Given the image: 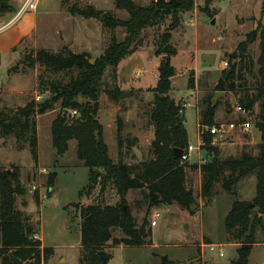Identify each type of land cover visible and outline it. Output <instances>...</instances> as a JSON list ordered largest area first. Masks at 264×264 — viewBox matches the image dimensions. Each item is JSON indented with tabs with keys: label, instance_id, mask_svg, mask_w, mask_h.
<instances>
[{
	"label": "rangeland",
	"instance_id": "374dc122",
	"mask_svg": "<svg viewBox=\"0 0 264 264\" xmlns=\"http://www.w3.org/2000/svg\"><path fill=\"white\" fill-rule=\"evenodd\" d=\"M24 0H10L12 12L0 11V110L16 111L31 101L38 103L50 97L49 84L66 85L77 76V71L52 73L39 65L29 67L26 59L39 50L59 52L63 48L73 53H86L94 61L101 56L113 40L122 41L126 34L121 27L108 29L103 26L104 16L127 20L124 10L115 7L114 0H37V9L18 15ZM135 5L148 7L156 0H131ZM169 2L170 0H164ZM193 6L178 16V24L172 27V16L156 20L134 38L130 55L122 59L117 68L108 70L102 77V87L118 88L121 96L111 100L100 93L97 99L96 118L102 126L101 138L107 146L113 163L121 160L129 166H138L152 158L151 143L154 127L150 121L162 56L156 55L160 40L169 35L167 44L175 50L170 63L175 69L169 97L181 107L180 116L188 134V144L197 143L200 113L210 97L218 95L215 122H229L238 116L236 103L253 102L249 119L252 131L247 135L236 134L223 144L214 146L220 160L239 158L242 153L257 156L260 132L256 125L264 122V81L258 75L259 43L264 35V0H192ZM76 6L86 9L92 6L101 12L99 18L85 19L72 16L69 9ZM214 24H211V22ZM255 33L256 40L246 49L252 62L250 71L242 73V80L235 82L234 91H216L229 69V59L247 34ZM237 61L235 62V64ZM91 64V63H90ZM191 82V86L189 85ZM79 102H85L79 98ZM59 104L44 115L35 116L38 143L37 163L30 152L16 149L13 136L0 138V170L12 173L17 169L19 179L26 190L18 197L16 207L30 216L35 225L36 238L42 247L52 248V254L43 264H79V258L87 256L80 246V216L78 207L120 203L116 190L109 182L102 191L100 185L89 190V172L76 157V142L70 141L62 157H57L51 145L50 128L60 113ZM71 115V112H68ZM78 116V115H75ZM120 125V131L118 128ZM118 133L123 145L118 147ZM212 155L200 147L192 152L187 164L202 165L210 162ZM186 187L194 197V215L178 205L153 208L147 215L151 237L150 245L143 247H114L109 241L103 249L106 264H235L238 258L239 240L225 230L224 218L235 199L251 201L255 196V176L243 177L231 191L222 190L215 183L211 197H202V177L199 171L187 167ZM57 174L51 194H47V176ZM34 186L35 194L30 193ZM144 190L129 191L125 207L139 226L146 215ZM25 203V206L23 205ZM157 212L156 226H151ZM262 228L255 232L254 245L248 256V264H264V215ZM234 236L236 231H233ZM113 238L123 234L114 230ZM206 244L216 246L210 252ZM223 253L219 257L218 251ZM165 260L161 262V258ZM89 264V262H86ZM99 264V263H95Z\"/></svg>",
	"mask_w": 264,
	"mask_h": 264
},
{
	"label": "trees",
	"instance_id": "16d2710c",
	"mask_svg": "<svg viewBox=\"0 0 264 264\" xmlns=\"http://www.w3.org/2000/svg\"><path fill=\"white\" fill-rule=\"evenodd\" d=\"M10 0H0L2 13L12 12L8 5ZM117 9L124 10L127 20L104 16L103 26L108 29L121 27L125 30V38L116 42L113 40L104 53L90 64L86 53H73L63 48L59 52L39 50L34 56L26 59V65H39L52 73H62L76 70L77 76L66 85L49 84L50 97L38 103L31 101L16 111L0 110V138L13 136L16 149L22 151L27 146L32 160L37 163L38 143L36 136L35 116L44 115L55 104H59L60 113L51 123V145L57 157H62L68 149L70 141L76 142V157L83 163L89 172V190L100 185L105 189L107 183L112 182L120 203L110 205H89L78 207L80 222V246L87 256L79 258V264H106L99 256V250L111 241L114 247H143L150 245L147 239L151 237L148 228L147 215L153 208L178 205L194 215V197L192 191L186 187L187 167L197 170L202 177V197H211L215 183H221L222 190L231 194L232 188L245 176H255V196L251 201L235 199L229 212L224 218V227L228 235L239 240L237 248L238 258L235 264H248V256L254 245V236L257 229L262 228L264 215V122L256 125L260 132L259 153L252 156L242 153L239 158L220 160L216 147L211 145L212 137L203 133L202 148L212 155L210 162L202 165H188L181 158H175L172 150L177 148L182 152L188 146V134L180 116L181 107L169 97L175 69L170 60L176 52L167 41L166 34L160 40L156 55H165L161 60L159 76L155 88L153 109L150 121L154 127V139L151 143L152 158L141 162L138 166H129L121 160L113 163L108 156V149L101 138L102 126L96 118V104L100 93L106 94L111 100H117L121 93L118 88L113 90L102 87V77L108 70L114 71L119 62L131 54L134 37L144 28L161 20L168 15L172 16V27L178 24L181 12L189 11L192 0H156L148 7L135 5L131 0H114ZM72 16L85 19L99 18L101 12L92 6L80 9L72 6L69 9ZM256 40V34H247L237 51L229 59V69L223 72V78L217 84L216 91L236 90L235 82L242 80V73L252 68V62L247 57L246 49ZM260 56L257 64L258 75L264 81V35L260 37ZM237 63L235 64V62ZM191 86V82H189ZM264 94L261 89L259 95ZM79 98L85 102H79ZM210 97L200 113L198 124L212 126L218 104L211 102ZM248 111H251L253 102H240ZM76 112L78 116H70L68 112ZM175 128V130H174ZM120 131V125L118 132ZM98 133L96 142L94 133ZM123 142L118 133V147ZM94 170L100 171L98 175ZM105 174V181L101 177ZM57 174L52 171L47 176V197L51 194ZM144 190V202L147 205L146 215L138 226L135 218L126 205L125 198L129 191ZM26 190L19 179L17 169L12 173L0 170V264H43L52 254V248L42 247L41 241L36 238L35 225L30 216L23 214L16 207L18 197H23ZM37 200V193L35 194ZM25 206V203H23ZM114 230H120L123 237L113 238ZM236 231L234 236L233 231ZM108 258V257H107Z\"/></svg>",
	"mask_w": 264,
	"mask_h": 264
},
{
	"label": "built area",
	"instance_id": "2783aa9c",
	"mask_svg": "<svg viewBox=\"0 0 264 264\" xmlns=\"http://www.w3.org/2000/svg\"><path fill=\"white\" fill-rule=\"evenodd\" d=\"M37 0H24L23 4L19 8L18 15H16L13 20L18 19L21 15H23L26 12L29 11H35L37 9ZM234 113L238 116L235 120L229 121V122H216L214 125L208 127L198 124V134H197V143L195 146H192L191 144H188L187 148L184 152L181 154V161L182 162H188L189 157L192 152H197L200 147L203 146L202 142V134L208 133L212 137V146H217L220 144H223L228 138L240 134V135H247L252 131L253 125L252 121L249 119L250 111L246 110L240 103H236L234 106ZM72 116L76 115V112H71ZM36 188L32 186L30 193L34 194L36 193ZM47 196L46 192L44 194L40 193L41 199H44ZM158 213L155 212L153 214V220L151 222V226H156V219L158 218ZM206 246L209 248L210 252H214L216 250V246L213 244H206L201 245ZM219 257L223 256V253L221 250L218 251Z\"/></svg>",
	"mask_w": 264,
	"mask_h": 264
},
{
	"label": "water",
	"instance_id": "95a60500",
	"mask_svg": "<svg viewBox=\"0 0 264 264\" xmlns=\"http://www.w3.org/2000/svg\"><path fill=\"white\" fill-rule=\"evenodd\" d=\"M101 17H102V16L99 15V20H101ZM211 24H214V22L212 21ZM162 59H163V60H166V57H163ZM90 63L93 64V61L90 60ZM222 94H223V93H216V94L214 95V97L212 98V100H211L212 104L215 103V101H216L218 95H222ZM262 105H263V108H264V97H263ZM92 106H94V104H92ZM174 130H175V128H174ZM94 136H95L96 142H98V141H99L98 133L95 132V133H94ZM172 152H173V155H174L175 158H180V157H181V154H182V151H181V150H179V149H177V148H174V149L172 150ZM94 172H95L96 175H98V174L100 173V171H98V170H94ZM101 177H102L103 180L105 181V174H104V173H101ZM125 209H126V207L124 206V207H123V210L125 211ZM99 256H100V258H101V260H102L103 262H106V259H107V258H106V255H105L104 251H100V252H99ZM164 260H165V257H162V258H161V262H163Z\"/></svg>",
	"mask_w": 264,
	"mask_h": 264
},
{
	"label": "crops",
	"instance_id": "0c3cea01",
	"mask_svg": "<svg viewBox=\"0 0 264 264\" xmlns=\"http://www.w3.org/2000/svg\"><path fill=\"white\" fill-rule=\"evenodd\" d=\"M14 20L11 21V23L13 22Z\"/></svg>",
	"mask_w": 264,
	"mask_h": 264
}]
</instances>
